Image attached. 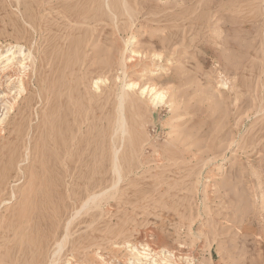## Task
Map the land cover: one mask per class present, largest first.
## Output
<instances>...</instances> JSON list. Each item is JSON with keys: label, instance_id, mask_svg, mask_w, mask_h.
<instances>
[{"label": "rangeland", "instance_id": "rangeland-1", "mask_svg": "<svg viewBox=\"0 0 264 264\" xmlns=\"http://www.w3.org/2000/svg\"><path fill=\"white\" fill-rule=\"evenodd\" d=\"M263 18L264 0H0V264H264Z\"/></svg>", "mask_w": 264, "mask_h": 264}, {"label": "bare ground", "instance_id": "bare-ground-1", "mask_svg": "<svg viewBox=\"0 0 264 264\" xmlns=\"http://www.w3.org/2000/svg\"><path fill=\"white\" fill-rule=\"evenodd\" d=\"M108 1V0H107ZM115 5V4H114ZM94 6V5H93ZM20 8V7H19ZM37 8V7H36ZM95 8V7H94ZM125 9V8H124ZM36 12V11H35ZM38 12V11H37ZM125 12V11H124ZM54 13V12H53ZM111 16V14H110ZM7 18V17H6ZM16 18V17H15ZM94 18V17H93ZM87 19V18H85ZM264 19V18H263ZM89 21V20H88ZM38 22V20H37ZM20 28V27H19ZM131 28V27H130ZM58 29V28H57ZM132 29V28H131ZM262 29V28H261ZM16 31V30H15ZM28 31V30H27ZM19 32V31H18ZM32 32V31H31ZM65 32V31H64ZM34 33V32H33ZM16 34V33H15ZM91 34V33H90ZM85 35V34H84ZM63 36V35H62ZM68 36V35H67ZM31 37V35H30ZM69 37V36H68ZM67 37V38H68ZM105 42V41H104ZM99 45V44H98ZM79 46V44H78ZM81 46V45H80ZM34 47V46H33ZM67 47V46H66ZM56 49V48H55ZM69 50V48H68ZM27 53V52H26ZM83 53V52H82ZM123 53V52H122ZM84 54V53H83ZM19 57V56H18ZM83 57V56H82ZM81 57V58H82ZM77 59V58H76ZM120 65V64H119ZM72 69V68H71ZM109 69V68H108ZM56 70V69H55ZM54 72V71H53ZM72 72V71H71ZM78 77V76H77ZM106 80V79H105ZM19 83H22L20 82L19 80ZM23 84V83H22ZM94 84L97 85V80L94 81ZM128 84V83H126ZM132 84V83H131ZM224 84V83H223ZM130 85V84H129ZM151 85H154V84H151ZM23 86V85H22ZM25 86V85H24ZM147 86V85H146ZM145 86V87H146ZM155 86V85H154ZM151 87L150 90L154 91L153 92V95H151V97L149 99L148 102H150V104L153 106V107H156L158 104H161L163 103V99L165 98V92L163 91V89H158V88H155V87ZM37 87V86H36ZM17 88V87H16ZM24 88V87H23ZM21 89V87L19 89H21L22 91L24 89ZM128 88V87H127ZM131 88V86H130ZM144 88V87H143ZM148 88V86H147ZM155 89V90H153ZM116 91V90H115ZM21 92V91H20ZM116 93V92H115ZM143 93V92H142ZM50 94V93H49ZM37 95V94H36ZM126 96V93L124 92L122 95L120 94V98H123ZM37 98V97H36ZM67 98V97H66ZM120 101V99H119ZM122 101V100H121ZM121 101L119 102V105L121 103ZM118 102V101H117ZM36 103V102H35ZM123 103V102H122ZM119 106V111H117V118L115 119L117 121V125L122 132L121 133H125L127 131L126 127H127V120L125 118V115L122 113V110L121 108L123 107L122 104ZM261 104V103H260ZM11 105V104H10ZM118 105V104H117ZM116 105V107H117ZM35 106V105H34ZM89 106V105H88ZM57 107V106H56ZM121 107V108H120ZM118 108V107H117ZM118 110V109H117ZM101 113V112H100ZM83 115V114H82ZM59 119V118H58ZM114 120V119H113ZM29 121V120H28ZM52 121V120H51ZM79 121V120H78ZM82 122V121H81ZM73 123V122H72ZM65 129V128H64ZM53 136H54V144H55V148H57V146H61V144H64V143H61L62 142V139H63V136L61 135V122L59 121H54V125H53ZM72 132V130H71ZM70 132V133H71ZM114 132V131H113ZM116 132V131H115ZM18 133L19 135H23L24 133V130H18ZM114 135V134H113ZM112 135V136H113ZM111 137V136H110ZM71 139V138H70ZM85 139V138H84ZM112 140V139H111ZM113 140H115L113 138ZM64 141V139H63ZM51 142V141H50ZM116 143V142H115ZM114 143V144H115ZM43 144H45V142L43 141ZM42 144V145H43ZM53 144V143H52ZM53 144V145H54ZM111 145V143H110ZM37 147V146H36ZM120 147V145H119ZM63 149V148H62ZM65 149V148H64ZM57 150V149H56ZM41 155H42V158L45 156H48L50 157V162H51V159L55 158V160H57L58 157H56V152L55 150H52V149H48L46 146H42L41 150ZM115 152L117 153V150L115 151H112V153L110 154L111 156V168H112V172L113 173H117L119 174V157L116 156ZM74 153V152H73ZM59 155V154H58ZM61 158V157H60ZM45 158H43V163H42V166H41V173H37L36 171L33 172V176H34V183L40 179V182H38V187L36 189H32L31 185H32V182L30 184V190L32 189V191H34L35 195L37 196V199L38 197H40V199H38V205L40 207H45V206H48L51 204V201H52V196L55 194L53 193L54 191V186H55V183L52 184V180H50V178H52L51 174H53V170L51 168L50 165H48L45 160ZM16 161H17V157H16V154H15V148H11V151H10V154L8 155V160L3 163V164H0V193L3 191V189L5 188L4 186L8 183L9 179L11 177H13L11 175V172L15 170L16 168ZM58 161V160H57ZM73 161V160H71ZM51 164V163H50ZM58 165V164H57ZM127 166V165H126ZM75 168V167H74ZM92 168V167H91ZM110 168V169H111ZM68 170V169H67ZM119 172V173H118ZM20 174V173H19ZM68 174V173H67ZM112 175V174H111ZM55 177V176H54ZM112 178V177H111ZM12 179V178H11ZM21 179V178H20ZM79 179V178H78ZM118 180V178H117ZM57 185V184H56ZM112 192V191H111ZM1 195V194H0ZM98 196H102V193H99ZM91 198V197H90ZM93 199V198H92ZM95 199V198H94ZM90 200V199H89ZM88 200V201H89ZM94 200H92L93 202ZM6 202V201H5ZM101 202V201H100ZM36 204V205H37ZM82 205V204H81ZM133 247V246H132ZM139 255H141V253H137Z\"/></svg>", "mask_w": 264, "mask_h": 264}]
</instances>
